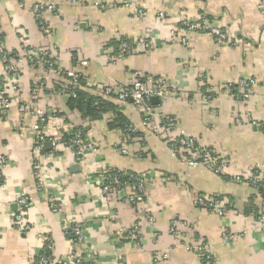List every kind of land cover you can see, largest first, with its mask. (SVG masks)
Returning a JSON list of instances; mask_svg holds the SVG:
<instances>
[{"label": "crops", "instance_id": "crops-1", "mask_svg": "<svg viewBox=\"0 0 264 264\" xmlns=\"http://www.w3.org/2000/svg\"><path fill=\"white\" fill-rule=\"evenodd\" d=\"M44 1L0 0L5 52L34 49L58 53L62 59L61 73L22 66L20 98L8 118L0 119V158L11 160L0 175V264H37L46 236L57 259L70 255L74 245L65 224L74 218L83 226L87 260L96 264H207V253L211 264H264V226L256 217L264 212V192L178 156L157 133L194 139L227 162L228 176L253 171L264 176V0H48L55 7L43 17L49 36L41 32L33 13ZM138 10L144 15L136 16ZM184 21L218 27L232 42L188 31ZM140 38L152 40L153 49L119 53L121 41L136 45ZM63 72L77 74L83 81L80 89L117 107L120 118L136 130L133 140H126L111 111L96 120L68 108L70 96L57 89L73 82ZM150 76L169 80L181 96L152 100L153 121L143 126V110L103 91L124 89ZM39 77L43 86L36 96L34 80ZM241 80L254 82L249 102L225 94L228 85ZM20 102L58 112L42 128L47 139L58 142L52 154L49 148L35 155L41 124L32 115L22 119L16 111ZM248 111L255 126L244 121ZM238 119L243 123L237 124ZM71 128L82 129L97 153L77 162L65 140ZM36 167L56 194L59 213L51 211L44 190L36 188ZM109 170L143 176L144 201L128 203V190L102 196L100 186ZM24 195L31 203L26 212L31 231L26 236L11 220L14 202ZM201 195L233 208L225 216L209 212L195 205ZM135 226L139 236L132 239L128 230ZM156 254L167 258L156 261Z\"/></svg>", "mask_w": 264, "mask_h": 264}, {"label": "built area", "instance_id": "built-area-1", "mask_svg": "<svg viewBox=\"0 0 264 264\" xmlns=\"http://www.w3.org/2000/svg\"><path fill=\"white\" fill-rule=\"evenodd\" d=\"M75 3V0H67ZM97 6L104 9L105 7L99 3ZM55 7L45 0L44 2L38 3L33 7V13L37 16L38 25L43 34L49 36L51 30L47 21L45 20L44 14L47 12H52ZM136 16L144 15L143 10H138L135 12ZM161 18H164V14H160ZM182 26L188 31L194 32H206L210 34L219 43H229L232 39L229 37L228 33L223 31L218 27H207L202 22H190L184 21ZM1 34V31H0ZM4 42L0 38V119H7L10 115L9 112L12 111L13 103L17 102L20 98V92L18 87V76L22 66H28L34 71L39 72L50 71L61 73V56L58 53H45L42 51H36L34 49L25 50L23 53L16 52V59L13 61L8 60L10 57L9 53L3 50ZM154 47V43L149 38H140L136 45H132L126 41H121L118 45V51L122 55H127L129 53L146 50L150 51ZM72 85L78 83L79 76L75 73L68 74ZM253 80H241L237 85H228L225 89V94L230 95L238 99L239 101L249 102L251 100L250 89L253 86ZM43 80L42 78H36L34 80L33 92L37 96L42 91ZM73 86L59 89V93L63 95L72 96ZM181 91L169 80L163 77H139L137 81L130 87L124 89H116L113 87L106 88L103 93L106 97L115 99L119 102H130L137 109L143 110L144 117L142 120V125L147 126L153 121L152 108L150 102L157 99L164 98H178L181 96ZM199 94L203 95L204 91L202 89L198 90ZM212 95H207V99H211ZM16 111L22 117L31 116L37 119L41 124V130L38 132L34 139L33 151L36 156H41V154L50 148V154L54 152L58 147V142L54 140H49L45 137L43 133V127L46 125L47 121L53 116L58 115L56 110H44L40 107H29L26 103L20 102L16 106ZM244 121L252 126L257 123L253 119L250 111L246 113ZM237 124H242L241 119L236 120ZM136 130L133 129V133ZM162 137H165L170 144L171 149L178 156L184 159L191 160L194 162H200L205 165L211 172L216 175L229 178L232 182L237 184H247L248 186L261 190L264 192V176L258 172L253 171L248 173V176L242 175H230L227 174V162L223 161L221 158L213 154V152L203 149L197 144V142L185 136H167L166 132L157 131ZM126 140L131 142L133 137L131 134H126ZM66 145L68 150L73 154L77 162H82L88 153H97V148L95 144L88 139H86L84 133L77 129H68L66 132ZM123 154H127L128 151L124 149ZM11 165V160L6 157L0 158V175ZM110 171L106 174V178L103 183H101V195L107 197L116 192L123 190L130 191V195L127 197V202L133 205L140 204L145 199L146 192V181L143 176H136L134 179L125 180L123 176L111 175ZM35 180L36 188L44 190L45 196L48 200L51 211L59 213L61 210L60 204L58 203V198L56 194L50 190L49 184L46 182L44 173L42 170L35 168ZM48 191V192H47ZM195 205L200 208H205L209 212L217 213L219 215L225 216L228 211L227 208L231 207L232 204L229 202H224L220 199L212 198L208 195H201L196 201ZM31 206L29 197L26 195L19 197L14 202L15 211L11 214L12 225L20 234L26 236L31 231V225L27 219L26 212ZM1 207V204H0ZM257 222L264 226V212H258ZM177 222H173V229L177 230ZM65 234L72 241L74 245L73 252L61 259H57L54 254V244L50 237H43L44 246L43 249L38 254L37 264H96L93 261L87 260V249H86V238L83 231L82 224L76 219H71L65 224ZM128 234L132 239L139 236V227L135 226L128 230ZM204 250L203 247L199 248L201 253ZM207 253V252H206ZM156 261L158 257L167 258L166 254H156ZM212 255L207 253L204 257V262L211 264Z\"/></svg>", "mask_w": 264, "mask_h": 264}, {"label": "trees", "instance_id": "trees-1", "mask_svg": "<svg viewBox=\"0 0 264 264\" xmlns=\"http://www.w3.org/2000/svg\"><path fill=\"white\" fill-rule=\"evenodd\" d=\"M0 38H1V41L4 42V36H3L2 32L0 34ZM15 59H16V52H13L10 55V57L8 58V60L13 61ZM63 76H64L65 79H68V80L71 81L68 73L63 72ZM82 82H83L82 79L79 78L78 79V83L69 86V87H71V86L74 87L73 88V93L74 94L72 96H70V98L68 100V108L75 109V110L79 111L80 113L83 114V116L85 118L96 119V120L100 119L102 117L103 113L111 111V112H113L116 115L114 123H117V125L123 131H125V134H131L132 137H134L136 135V132L133 133V129L134 128L132 126L126 124L120 118V116L117 114L118 113L117 107H115L114 105H112L110 103L102 101L101 99H99L97 97H94V96L90 95L89 93L84 92L82 89H80L81 85H82ZM61 87H62V84L58 88L60 89ZM59 89H57V90H59ZM77 130H81L84 133V131L82 129H77ZM84 135H85V133H84ZM65 137L68 140L67 136H65ZM110 174L111 175H116L117 174V175L123 176L125 180L134 179L137 176V175H133V174H130V173L120 172L118 170H111ZM259 191H261V190H259ZM232 208H233V205L231 207H228L227 211L228 212L231 211ZM250 212L257 214L255 212V209H253V208H252V210ZM256 217H257V215H256Z\"/></svg>", "mask_w": 264, "mask_h": 264}, {"label": "water", "instance_id": "water-1", "mask_svg": "<svg viewBox=\"0 0 264 264\" xmlns=\"http://www.w3.org/2000/svg\"><path fill=\"white\" fill-rule=\"evenodd\" d=\"M153 100H156V101H157L158 99H157V98H155V99H153Z\"/></svg>", "mask_w": 264, "mask_h": 264}]
</instances>
